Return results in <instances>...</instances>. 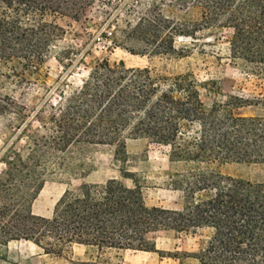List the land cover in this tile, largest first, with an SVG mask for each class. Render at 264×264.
Instances as JSON below:
<instances>
[{"label":"trees","instance_id":"trees-1","mask_svg":"<svg viewBox=\"0 0 264 264\" xmlns=\"http://www.w3.org/2000/svg\"><path fill=\"white\" fill-rule=\"evenodd\" d=\"M58 1L0 0V117L17 122L0 149L6 166L0 182V246L25 241L56 256L74 246L90 251L88 259L73 264H105L102 257L110 251L157 253L179 264H264V181L221 171L231 164H264V0H149L137 22L126 27V37L139 48L123 49L148 60L184 58L176 37L194 42L199 31H227L229 59L258 80L257 97L231 96L207 107L202 92L218 93L214 82L102 59L91 63L79 88L61 90L56 104L44 101L33 114L37 120L29 121L25 106L5 90L24 88L28 94L38 81L61 31L54 21ZM163 5L191 7L199 19L174 22L163 15ZM45 105L48 121L39 116ZM244 108L253 113L237 114ZM141 140L167 150L170 169L163 186L176 194V208L147 206L137 176L127 171L126 145ZM19 142L24 146L15 153ZM101 147L114 149L119 174L133 186L115 178L85 181L94 169L89 154ZM53 176H61L69 188L50 218L36 216L32 202L44 179ZM72 181L81 183L71 189ZM200 232L208 235L191 253L156 251L154 238L160 233Z\"/></svg>","mask_w":264,"mask_h":264},{"label":"rangeland","instance_id":"rangeland-1","mask_svg":"<svg viewBox=\"0 0 264 264\" xmlns=\"http://www.w3.org/2000/svg\"><path fill=\"white\" fill-rule=\"evenodd\" d=\"M149 0H59L60 14L54 19L61 29L50 44L49 55L40 69L38 81L24 94V88L8 87L18 102L25 106L29 121H36L33 114L49 100L56 104L61 100V90L70 92L80 87L88 68L94 61L108 59L111 62L123 61L133 68L149 67L159 74L175 75L192 73L200 83L214 82L219 88L216 94L203 93L207 107L211 103H223L228 97L253 99L258 96V80L249 75L239 64L229 59L227 38L229 32L202 30L196 33L195 41L176 37L174 45L178 51H185V57L158 56L148 60L131 56L123 49L137 51L139 44L126 37L127 24L137 22L138 16ZM158 1V0H156ZM163 15L177 23L187 24L199 19L196 9L181 10L175 6H161ZM187 51V52H186ZM82 59V62H78ZM2 71L0 67V72ZM253 110L244 108L237 112L250 115ZM48 105L39 116L43 121L50 117ZM17 122L0 117V149L10 140ZM38 127L33 123V128ZM24 142L14 149L19 153ZM14 153V152H13ZM126 169L137 176L145 204L149 207L173 209L177 206V196L164 186L165 173L170 169L165 148L151 145L146 141H129L126 145ZM89 159L94 169L85 179L87 183L101 184L115 178L127 186H133L129 179L119 174V162L114 158V149L101 147L91 151ZM6 166L0 162V182L4 180ZM221 171L229 176L248 181H264V164H231ZM32 202L34 215L50 218L54 205L63 192L69 188L61 176L48 177ZM81 181H72L71 189ZM1 204V200H0ZM207 232L196 236H176L173 233H160L155 236L156 251L166 253H191L197 249ZM88 249L74 246L63 251L62 255H44L33 244L25 241H10L0 246V264H73L88 259ZM105 264H179L169 258H160L157 253L135 251H110L103 255ZM183 264H196L188 260Z\"/></svg>","mask_w":264,"mask_h":264}]
</instances>
